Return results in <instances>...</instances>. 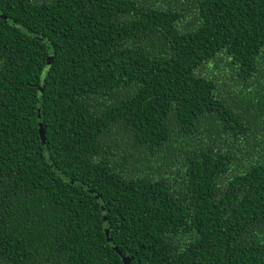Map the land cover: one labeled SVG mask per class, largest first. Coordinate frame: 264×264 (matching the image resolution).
<instances>
[{"label":"trees","instance_id":"1","mask_svg":"<svg viewBox=\"0 0 264 264\" xmlns=\"http://www.w3.org/2000/svg\"><path fill=\"white\" fill-rule=\"evenodd\" d=\"M113 247L264 264V0H0V264Z\"/></svg>","mask_w":264,"mask_h":264},{"label":"water","instance_id":"2","mask_svg":"<svg viewBox=\"0 0 264 264\" xmlns=\"http://www.w3.org/2000/svg\"><path fill=\"white\" fill-rule=\"evenodd\" d=\"M39 134H40L42 143H44L45 142V138H44V133H43V130L42 129H40ZM113 249L121 257V260H122L123 264H129V259L127 257H125L122 254V252L120 250H118V248L113 247Z\"/></svg>","mask_w":264,"mask_h":264}]
</instances>
